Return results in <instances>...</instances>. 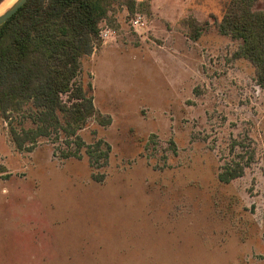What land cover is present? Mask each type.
Masks as SVG:
<instances>
[{"label": "rangeland", "instance_id": "obj_1", "mask_svg": "<svg viewBox=\"0 0 264 264\" xmlns=\"http://www.w3.org/2000/svg\"><path fill=\"white\" fill-rule=\"evenodd\" d=\"M135 2L114 1L77 77L111 117L79 131L110 143L108 163L94 172L85 149L63 157L46 137L19 151L0 116V189L50 192L76 247L91 242L82 264H264V24L243 21L264 0ZM235 140L254 160L222 182Z\"/></svg>", "mask_w": 264, "mask_h": 264}, {"label": "trees", "instance_id": "obj_2", "mask_svg": "<svg viewBox=\"0 0 264 264\" xmlns=\"http://www.w3.org/2000/svg\"><path fill=\"white\" fill-rule=\"evenodd\" d=\"M114 1L27 0L0 25V116L8 120L19 151H32L46 137L66 146L63 157H81L85 149L94 172L108 163L110 143L98 139L87 144L79 131L92 117L101 124L110 123L111 117L97 111L91 85L77 77L82 58L102 44L100 23ZM135 4L127 0L129 12L134 13ZM243 21L247 27L254 22L263 25L264 14ZM185 22L193 25L191 36L196 38L200 25L195 19ZM231 151L233 156L218 172L222 182L242 176L254 160L250 145L235 140ZM92 174L98 182L105 176Z\"/></svg>", "mask_w": 264, "mask_h": 264}, {"label": "crops", "instance_id": "obj_3", "mask_svg": "<svg viewBox=\"0 0 264 264\" xmlns=\"http://www.w3.org/2000/svg\"><path fill=\"white\" fill-rule=\"evenodd\" d=\"M30 178L32 183L43 180L40 175ZM45 199L53 201L50 192L34 184L7 182L0 189V264L84 262L83 256L91 251L90 240L76 247L74 235L67 233L53 212L58 205Z\"/></svg>", "mask_w": 264, "mask_h": 264}, {"label": "water", "instance_id": "obj_4", "mask_svg": "<svg viewBox=\"0 0 264 264\" xmlns=\"http://www.w3.org/2000/svg\"><path fill=\"white\" fill-rule=\"evenodd\" d=\"M27 0H15L6 10L0 13V25L7 21Z\"/></svg>", "mask_w": 264, "mask_h": 264}, {"label": "bare ground", "instance_id": "obj_5", "mask_svg": "<svg viewBox=\"0 0 264 264\" xmlns=\"http://www.w3.org/2000/svg\"><path fill=\"white\" fill-rule=\"evenodd\" d=\"M15 0H3L0 3V13L6 10Z\"/></svg>", "mask_w": 264, "mask_h": 264}, {"label": "built area", "instance_id": "obj_6", "mask_svg": "<svg viewBox=\"0 0 264 264\" xmlns=\"http://www.w3.org/2000/svg\"><path fill=\"white\" fill-rule=\"evenodd\" d=\"M107 33H104V35H106ZM100 36H102V33H101V31H100Z\"/></svg>", "mask_w": 264, "mask_h": 264}]
</instances>
